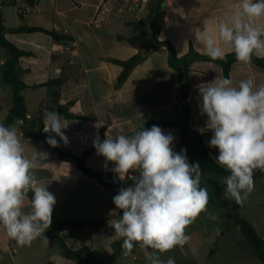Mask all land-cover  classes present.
I'll return each mask as SVG.
<instances>
[{"label": "crops", "instance_id": "1", "mask_svg": "<svg viewBox=\"0 0 264 264\" xmlns=\"http://www.w3.org/2000/svg\"><path fill=\"white\" fill-rule=\"evenodd\" d=\"M104 2L105 0H38L35 6H29L24 0H0L1 11L3 4H24L18 9V16L23 24L18 27L5 25L7 28L41 27L70 34L75 38V42L67 44L56 42L50 35L41 32L7 33L6 38L11 43L31 53L20 59L23 81L34 86L59 78L63 73L68 78L65 73L67 66L77 62L82 72L81 83L85 87V93L82 94L79 86L67 93L65 90L70 81L68 78L69 81L62 88V101L70 104V112L99 120L103 126L104 139L106 133L112 138L119 134L129 135L148 122L180 121L184 111L178 106L181 102L178 72L169 65V49L154 46L151 37L153 26L158 40L170 42L179 57H192L194 54L207 56L203 47H198L196 30L203 31L206 28L214 33L218 21L234 11L238 0H154L141 10L119 7L113 0H109L106 4L107 11H102L97 20ZM132 40H138L139 44L131 43ZM224 51L225 55L233 53L227 49ZM139 54L143 55L142 61L131 71L127 80L117 86L123 69L110 59L128 60ZM4 58L3 52V62ZM216 76L224 78L223 68L218 63L198 60L191 64L188 100L192 112L189 123L201 133L207 151L215 161L219 152L207 143L213 133L206 129L208 117L200 110L198 86H206ZM1 77L0 72V103L9 113L13 93ZM249 77L254 78L257 86L264 84V69L252 61L232 66L230 78L233 86H238L241 80ZM37 90L47 91L46 88L32 91ZM6 94H10L9 103ZM50 100L49 95V99L42 101L40 106L46 105ZM27 116L29 119L35 117L29 114ZM12 125L20 127L18 134L23 140L26 156L31 157L36 151L40 152V141L23 137L22 121ZM162 129L165 134L173 135L174 150L181 142V129L178 126ZM105 163V158L98 155L96 149L87 155L86 165L92 170L113 172L114 163L108 161L106 168ZM34 175L38 185L47 187L56 198L52 213L53 226L71 221L100 224L82 228L83 234L78 236L70 228L61 230L59 235L69 247L75 250H98L106 258L116 255L113 264H150L149 253L152 249L141 248L135 242L132 251L125 255V250L121 247L123 238L116 237L114 228L109 224V221L118 220L122 215V210L117 209L113 203V197L121 188H106L88 178L74 164L59 158L35 169ZM254 175V190L243 204H239V212L253 225L258 235L264 238V171L257 169ZM209 177L218 187L226 188V177ZM133 184V178L129 179L125 188ZM225 198L230 203H236L230 197ZM30 201L28 196L25 211L29 210ZM221 211L208 204L207 210L186 230L190 241L183 247L160 254V259L167 261L172 258L175 264H262L239 226L229 222ZM211 216H216L217 219L213 220ZM217 229L223 234L221 238H218ZM44 235L49 241L47 244L42 235L31 246L21 247L0 228V264H80L61 253V248L54 242L51 233L46 231ZM11 249L15 252L11 253Z\"/></svg>", "mask_w": 264, "mask_h": 264}, {"label": "clouds", "instance_id": "2", "mask_svg": "<svg viewBox=\"0 0 264 264\" xmlns=\"http://www.w3.org/2000/svg\"><path fill=\"white\" fill-rule=\"evenodd\" d=\"M261 21L264 0H238L234 11L218 21L214 33L206 28L196 30L198 47L212 60H223L227 49L238 62L248 64L253 54L264 57ZM198 88L201 113L208 117L206 129L213 133L208 146L218 149L216 162L230 172L224 179L225 196L243 204L254 190L255 170L264 171V84L257 86L249 77L233 86L231 78L216 76ZM68 124L58 111L44 110L43 131L55 133L65 144L68 138L62 129ZM105 136L103 142L93 141L97 154L106 160L105 168L108 161L113 162L112 171L120 180L130 170L139 173L132 186L119 189L113 197L122 215L109 224L114 235L123 238L124 254L137 242L153 250L150 264H175L172 258L160 259V254L190 241L186 230L209 203L208 191L201 186L200 163H189L186 149L175 152L173 135L156 125L130 135ZM46 142L58 146L54 137H47ZM47 157L37 151L26 156L17 127L0 123V228L21 247L31 246L42 235L44 243L49 242L44 233L52 223L56 198L47 187L38 185L34 175ZM29 192L33 195L25 211ZM216 232L219 235L220 229Z\"/></svg>", "mask_w": 264, "mask_h": 264}, {"label": "trees", "instance_id": "3", "mask_svg": "<svg viewBox=\"0 0 264 264\" xmlns=\"http://www.w3.org/2000/svg\"><path fill=\"white\" fill-rule=\"evenodd\" d=\"M10 1V0H8ZM29 6H35L38 0H24ZM41 32L50 35L56 42L59 43H73L75 42L74 36L65 33H58L56 30H47L41 27H19V28H7L3 22L2 11L0 6V47L4 52V63L0 66L2 80L3 82L10 86L12 89V107L9 110L7 118L4 124L5 126L12 125L17 121H22L23 127V137L26 139H31L34 141L43 140L42 128H43V113L47 109L49 111H58L61 115L69 118H88L80 114H75L70 112L68 109L70 104H64L62 101V88L69 81L64 73L56 79H50L46 83L41 85L29 86L23 79V70L21 68L20 59L25 56H30L31 53L23 51L11 43L7 38V33L20 34V33H35ZM152 40L155 47L165 46L169 49V65L178 72L179 76V87L181 100L180 106L184 111V116L180 121L172 123H161V122H148L139 127L136 130H140L142 127L145 129H150L153 125L159 126L160 128L168 126H178L181 129V142L174 148L175 152H180L181 149H186V156L189 163H200V168L203 175H216L227 177L230 172L218 165V163L212 158V156L207 151L205 142L201 133L190 126L189 119L192 112V108L189 102V75L191 72V64L194 61H212L218 63L223 68L224 78H230V73L232 66L235 63H240L236 60L235 54L225 55L223 60H212L208 55L194 54L192 57H179L175 51L174 46L167 41H159L157 36V31L153 26ZM131 43L139 44L138 40H132ZM75 50V48H73ZM143 55H136L128 60H115L110 59L114 64L122 67V73L118 77L117 86H121L131 74V71L142 61ZM251 61L264 69V58L258 57L253 54ZM39 88H46L51 100L46 105H41L37 115L29 119L27 103L23 96L25 90H35ZM90 119V118H88ZM133 133V132H132ZM130 133V134H132ZM129 134V135H130ZM59 152V159L74 164L78 170L83 172L88 178L97 181L99 184L106 188L112 187L110 181L106 180L107 177L111 178L113 176L112 172L107 171H94L86 165V158L89 154L86 153L82 157H77L74 155L67 154L56 149ZM256 175L253 176V179ZM214 190L216 191L218 197L224 201L228 209H231L240 219L241 224L245 227L242 231L246 237L250 246L256 252L259 260L264 264V238H261L253 225L239 212L240 206L237 203H230L225 198V189L223 187H218L212 180ZM32 193L29 192L28 196L31 200ZM99 223L95 222H77L71 221L56 226L50 225L47 230L53 236V240L61 248V253L68 258L77 260L80 264H113L116 255L106 258L103 252L98 250H90L89 248H82L75 250L69 247L63 239L60 237L59 233L65 228L72 229L75 235L83 234L82 228L87 226H98ZM222 232L219 233L218 238L222 237Z\"/></svg>", "mask_w": 264, "mask_h": 264}, {"label": "built area", "instance_id": "4", "mask_svg": "<svg viewBox=\"0 0 264 264\" xmlns=\"http://www.w3.org/2000/svg\"><path fill=\"white\" fill-rule=\"evenodd\" d=\"M109 0H105L101 12L99 13L97 20H99L100 14L102 11H107L106 4ZM116 6L126 7L130 10H141L147 5H149L154 0H113ZM168 1V0H165ZM64 120L69 123L66 129H62L64 134L68 138L67 144L60 139L59 136H56L55 133L49 132L45 133L42 128L43 140H41L40 152H45L48 154L47 159L41 164L45 165L52 159L59 158L60 150L70 155L77 157H82L84 154L93 151L95 148L93 146V141L99 139L101 142L104 140V130L103 126L99 120L94 118H69L62 115ZM97 125L99 127H97ZM44 126V125H43ZM54 137L57 142V147H51L47 142V137ZM115 167V164H114ZM113 176L111 178L107 177L106 180L110 181L111 186L125 188V183L132 178H135L139 173L137 170H130L128 175L124 180H120L115 172H112ZM135 244V242H134ZM15 250L11 249V253H14Z\"/></svg>", "mask_w": 264, "mask_h": 264}, {"label": "rangeland", "instance_id": "5", "mask_svg": "<svg viewBox=\"0 0 264 264\" xmlns=\"http://www.w3.org/2000/svg\"><path fill=\"white\" fill-rule=\"evenodd\" d=\"M23 6H24L23 3L16 4V5L3 4V6H2L3 21H4L6 26L18 27V26L23 24L22 19H20V17L18 16V9L23 7ZM65 73L68 76V78L70 79V81L66 84L67 86H66L65 91L67 93H70L71 89H75L76 87L79 86L78 88L82 91V94L85 93V87L81 83L82 72H81V69H80L78 63L76 62L74 65L67 66V71ZM23 95L27 100L28 114L31 117L36 116L42 101L49 99L48 91H43V90H37V91L27 90V91L23 92ZM5 97L6 98L8 97L7 102L9 103L11 100L10 94L8 96L6 94ZM7 115H8V110L6 108H4L3 106H1V103H0V123L5 122ZM15 127H17L18 131H20L19 125H15ZM21 142H23L22 138H21ZM217 178H220V177H217ZM221 212H224V210H222ZM229 222H231L233 225L235 224L231 220H229Z\"/></svg>", "mask_w": 264, "mask_h": 264}, {"label": "water", "instance_id": "6", "mask_svg": "<svg viewBox=\"0 0 264 264\" xmlns=\"http://www.w3.org/2000/svg\"><path fill=\"white\" fill-rule=\"evenodd\" d=\"M3 63V49L0 47V64ZM201 186L208 191V204L214 208L224 210V216L226 219L232 220L242 231H244L245 227L241 224L239 217L231 209H228L224 201L218 197L208 174L201 177Z\"/></svg>", "mask_w": 264, "mask_h": 264}]
</instances>
